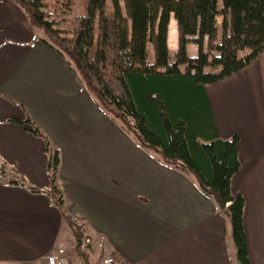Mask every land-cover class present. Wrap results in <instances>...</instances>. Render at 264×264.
Here are the masks:
<instances>
[{
    "label": "crops",
    "instance_id": "crops-1",
    "mask_svg": "<svg viewBox=\"0 0 264 264\" xmlns=\"http://www.w3.org/2000/svg\"><path fill=\"white\" fill-rule=\"evenodd\" d=\"M170 30L172 54L173 17L168 42ZM42 37L16 1L0 0V264H43L63 235L73 239L45 193L9 183L49 185L43 140L10 121L27 115L59 150L64 209L83 224L93 251L121 264H239L223 208L191 174L138 146ZM194 46L187 45L190 56ZM204 91L217 135L238 137L229 191L243 197L250 264H264V52Z\"/></svg>",
    "mask_w": 264,
    "mask_h": 264
},
{
    "label": "trees",
    "instance_id": "trees-1",
    "mask_svg": "<svg viewBox=\"0 0 264 264\" xmlns=\"http://www.w3.org/2000/svg\"><path fill=\"white\" fill-rule=\"evenodd\" d=\"M14 1L42 32L41 40L75 69L97 106L138 146L191 174L205 193L216 192L228 203L223 213L230 222L238 262L250 264L243 197H233L229 191L230 178L239 168L238 137L217 135L204 85L230 76L262 55L264 0ZM171 17L177 25V49L172 54ZM191 43L197 46L195 56L187 52ZM10 121L26 124L33 136L43 140L49 185L40 190L16 177L9 183L45 193L62 211L76 260L91 264L81 249L83 224L65 211L56 183L59 150L28 115ZM5 166L0 163L1 172Z\"/></svg>",
    "mask_w": 264,
    "mask_h": 264
},
{
    "label": "built area",
    "instance_id": "built-area-1",
    "mask_svg": "<svg viewBox=\"0 0 264 264\" xmlns=\"http://www.w3.org/2000/svg\"><path fill=\"white\" fill-rule=\"evenodd\" d=\"M90 239L85 237L84 243L81 244V247L85 243H89ZM70 242H59L53 248V250L45 257L43 264H71V259L69 255L70 249H75L74 243ZM101 264H121L114 256L107 255L102 259Z\"/></svg>",
    "mask_w": 264,
    "mask_h": 264
},
{
    "label": "rangeland",
    "instance_id": "rangeland-1",
    "mask_svg": "<svg viewBox=\"0 0 264 264\" xmlns=\"http://www.w3.org/2000/svg\"><path fill=\"white\" fill-rule=\"evenodd\" d=\"M218 21H220V18H218ZM171 32H172V30H170V38H169V42H168L170 48L173 47V42H174V46H175V42H176L175 38H174V40H172ZM216 42H218V39H216L214 41V43H216ZM206 44L207 43H206V40H205V42H204V49L205 50L207 48ZM194 47L196 49V46H194ZM3 173L5 174V171L4 172H1V169H0V175L3 174ZM61 242H66V243L67 242H70V243H72L73 241H72V238H71L70 234L69 233H66L65 236L63 235V240H61ZM82 243H84V239H83V242ZM92 245H93V243H91V242L85 243V245L83 247H81V249H83V250L86 251V254H88L89 260H90V263L91 264H101L102 259L105 256L109 255L110 252L105 253L104 251H99V249H95V251H93ZM75 253H76L75 249H70L69 250L70 259L74 261V264H79L78 260H76Z\"/></svg>",
    "mask_w": 264,
    "mask_h": 264
},
{
    "label": "water",
    "instance_id": "water-1",
    "mask_svg": "<svg viewBox=\"0 0 264 264\" xmlns=\"http://www.w3.org/2000/svg\"><path fill=\"white\" fill-rule=\"evenodd\" d=\"M207 193L214 198L215 202L218 204L220 208H224L227 206V204L223 202V200L221 199L218 193L212 191H208Z\"/></svg>",
    "mask_w": 264,
    "mask_h": 264
}]
</instances>
